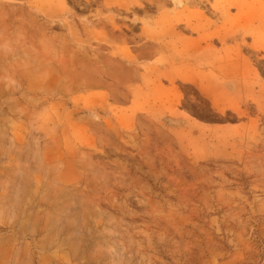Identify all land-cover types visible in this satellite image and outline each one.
Segmentation results:
<instances>
[{
    "label": "rangeland",
    "instance_id": "rangeland-1",
    "mask_svg": "<svg viewBox=\"0 0 264 264\" xmlns=\"http://www.w3.org/2000/svg\"><path fill=\"white\" fill-rule=\"evenodd\" d=\"M170 1L0 0V264H264V0Z\"/></svg>",
    "mask_w": 264,
    "mask_h": 264
},
{
    "label": "bare ground",
    "instance_id": "bare-ground-1",
    "mask_svg": "<svg viewBox=\"0 0 264 264\" xmlns=\"http://www.w3.org/2000/svg\"><path fill=\"white\" fill-rule=\"evenodd\" d=\"M218 1H220V0H218ZM224 1L228 5L231 6V5L237 4V1L238 0H224ZM173 2H175L177 11L176 12H173V13H170V14H162L163 16L162 17H159L156 20V23L155 24L157 25V27H155L156 26L155 25L152 29H149L147 26H142L141 27V32H140V35H139V39H140V37L152 38L153 40H158V39H162L163 40L166 37H168V38H176L178 36H177V33H176L175 30L182 23H185L184 30H186V31L187 30H190V31L191 30H196L198 32L199 31L204 32V24H198L197 23L196 25H193L191 23V19L193 17L191 18V14L192 13H191V11L188 8L190 6H198V5L204 6L205 4H207V1L206 0H178V1L177 0H173ZM91 3L94 4V5H96L99 8L104 9V10L114 11V12H117V13H120V14H124V15H129V13L131 14L132 12H136V11L139 10V11L142 12V15L144 16V18H150L151 16H150L149 12H150L151 8H155V11L158 12L161 9H163L166 5L170 4L171 1L170 0H91ZM219 9H221V8H219ZM224 9H223V11H224ZM213 10H214V8H213ZM225 12H227V11H225ZM192 15L194 16V13ZM198 17H200V16H198ZM204 22H206V21H204ZM102 24H103V22H102ZM205 29H207V28H205ZM213 30H215V28ZM113 31H111V32L114 33L115 31L114 32ZM199 33H201V32H199ZM134 36L135 35H133V37ZM211 36H218V37L220 36V37H222V33L220 31H213L212 33H209V37H211ZM148 43L149 42L147 41L144 44H142L141 47H140V49L141 48L143 49V47H145L146 45H148ZM203 57H204V55H203ZM178 71L177 72H174L171 76L173 78L176 77V76H180V73Z\"/></svg>",
    "mask_w": 264,
    "mask_h": 264
}]
</instances>
